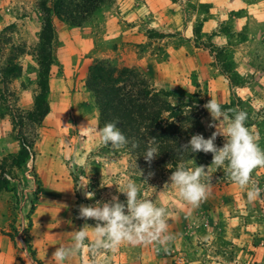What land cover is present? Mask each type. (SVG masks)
Masks as SVG:
<instances>
[{"label": "rangeland", "instance_id": "374dc122", "mask_svg": "<svg viewBox=\"0 0 264 264\" xmlns=\"http://www.w3.org/2000/svg\"><path fill=\"white\" fill-rule=\"evenodd\" d=\"M39 1L0 0V184L3 178L12 184L0 193V237L7 242L0 264H57L54 251L70 244L75 231L83 227L91 238L95 221L79 217L80 206L113 196L125 202L119 188L129 180L140 187L141 199L168 209L174 239L95 256L86 244L65 264H212L203 244H217L212 229L218 217L264 234V193L249 203L225 169L211 164L212 153H192L178 163L207 171L209 195L193 209L170 184L177 167L169 157L160 153L150 164L144 159L151 143L136 152L101 144L99 111L85 88L88 68L99 61L134 68L181 111L186 142L217 130L208 127L207 101L234 100L233 109L247 112L246 125L264 149V0H105L79 25L53 15L49 112L37 122L27 115L40 91ZM10 62L20 65L18 77L5 75ZM225 142L222 135L215 140L218 147ZM22 145L30 156L18 166L13 157ZM252 184L264 188V167L253 171ZM260 258L254 264H264V251Z\"/></svg>", "mask_w": 264, "mask_h": 264}, {"label": "clouds", "instance_id": "9594fccd", "mask_svg": "<svg viewBox=\"0 0 264 264\" xmlns=\"http://www.w3.org/2000/svg\"><path fill=\"white\" fill-rule=\"evenodd\" d=\"M204 107L212 118L208 127L217 130L208 138L199 133L192 135L186 144L180 145L181 150H188L190 153L200 151L212 153L211 164L217 169L224 168L228 178L246 191L247 201L254 202L264 193V188L258 184L249 187L253 171L264 167V149L259 147L246 125L247 112L237 111L229 119L222 105L212 98ZM217 121L227 122V127H217ZM99 135L101 144L111 145L115 149L128 144V139L118 127V121L107 123L99 130ZM218 135L226 137L222 147L215 143ZM159 154L158 147L153 146L147 148L143 156L150 164ZM206 173L204 166L190 169L181 165L170 175V184L178 188L179 197L193 209L209 195L208 185L203 182ZM140 191V187L129 180L119 188V192L126 195L125 202L113 196L110 202L97 201L94 205H81L79 217L95 221V226H91L93 229L91 238L89 232L82 227L75 231L70 244L56 248L52 258L57 264H65L70 257L79 254L86 244L93 256L101 251L114 252L122 245L138 246L148 243L168 245L174 239L168 229V209L151 199H141Z\"/></svg>", "mask_w": 264, "mask_h": 264}, {"label": "trees", "instance_id": "16d2710c", "mask_svg": "<svg viewBox=\"0 0 264 264\" xmlns=\"http://www.w3.org/2000/svg\"><path fill=\"white\" fill-rule=\"evenodd\" d=\"M51 1L52 4L49 5ZM104 2L105 0L39 1L42 12L37 45L40 91L34 98V109L28 112V119L41 122L49 112L47 94L50 70L54 62L52 43L55 32L52 16L62 22L79 25ZM20 72V65L13 62L4 69L6 76L18 77ZM85 88L99 111L101 126L118 121V127L128 139L130 152L146 149L147 144L151 143L158 147L161 154L169 157L173 168L178 167L179 161L192 157L190 151L180 148V145L187 143L182 138L184 133L180 120L181 111L170 103L162 90L151 88L134 68H117L99 61L88 68ZM221 105L230 116L237 112L233 109L236 106L234 100ZM29 156V147L22 145L13 157V163L23 166ZM11 186V182L3 178L0 193L2 188L10 190ZM26 218L29 222L28 217ZM30 253L33 258V253Z\"/></svg>", "mask_w": 264, "mask_h": 264}, {"label": "crops", "instance_id": "0c3cea01", "mask_svg": "<svg viewBox=\"0 0 264 264\" xmlns=\"http://www.w3.org/2000/svg\"><path fill=\"white\" fill-rule=\"evenodd\" d=\"M218 218L219 220L213 221L215 227L212 229V233L215 234L213 238H215L217 244L213 243V241H206L203 244L205 250H208L207 257L212 259V264H254L255 261L258 262L261 259L260 255L264 251V234L250 232L248 228L238 230L227 223L224 224V219L221 217ZM234 219H229V221ZM246 221L248 222L249 220L246 219ZM228 237L233 239L228 240ZM249 239L252 241L250 245ZM4 242L6 246L5 238L0 237V263L4 262L5 250H3L2 246ZM226 246H229L231 251L226 250Z\"/></svg>", "mask_w": 264, "mask_h": 264}]
</instances>
